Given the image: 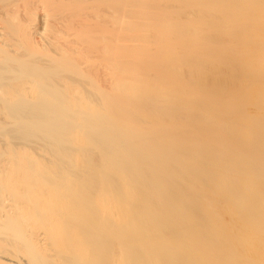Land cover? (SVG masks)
<instances>
[{
  "label": "bare ground",
  "instance_id": "obj_1",
  "mask_svg": "<svg viewBox=\"0 0 264 264\" xmlns=\"http://www.w3.org/2000/svg\"><path fill=\"white\" fill-rule=\"evenodd\" d=\"M0 264H264V0H0Z\"/></svg>",
  "mask_w": 264,
  "mask_h": 264
},
{
  "label": "rangeland",
  "instance_id": "obj_2",
  "mask_svg": "<svg viewBox=\"0 0 264 264\" xmlns=\"http://www.w3.org/2000/svg\"><path fill=\"white\" fill-rule=\"evenodd\" d=\"M41 19L42 18L40 16H38L35 23L39 25V22H40Z\"/></svg>",
  "mask_w": 264,
  "mask_h": 264
}]
</instances>
